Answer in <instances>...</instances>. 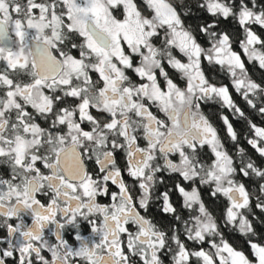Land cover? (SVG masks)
Instances as JSON below:
<instances>
[{
  "label": "snow or ice",
  "instance_id": "obj_1",
  "mask_svg": "<svg viewBox=\"0 0 264 264\" xmlns=\"http://www.w3.org/2000/svg\"><path fill=\"white\" fill-rule=\"evenodd\" d=\"M166 261L264 264V0H0V264Z\"/></svg>",
  "mask_w": 264,
  "mask_h": 264
},
{
  "label": "trees",
  "instance_id": "obj_2",
  "mask_svg": "<svg viewBox=\"0 0 264 264\" xmlns=\"http://www.w3.org/2000/svg\"><path fill=\"white\" fill-rule=\"evenodd\" d=\"M220 78H222V77H220ZM236 99L238 102L241 103V106L243 107L244 105H243V102L240 99V97L237 96ZM254 119H256L257 122H259V117H254ZM217 125H218V127H220L222 129L223 126L221 124H219V122H217ZM234 125L237 128V130L241 133L242 139L248 135L247 126L245 123L234 121ZM241 146L247 148L249 152H253L251 147L249 145H247L246 143H243ZM229 147H231V145H229ZM253 155H256V154L253 152ZM166 264H167V261H166Z\"/></svg>",
  "mask_w": 264,
  "mask_h": 264
},
{
  "label": "flooded vegetation",
  "instance_id": "obj_3",
  "mask_svg": "<svg viewBox=\"0 0 264 264\" xmlns=\"http://www.w3.org/2000/svg\"><path fill=\"white\" fill-rule=\"evenodd\" d=\"M205 112L208 113V112H211V113H215L217 111V108L213 105H208L207 107H205ZM219 122V121H217ZM153 215H155V212H153Z\"/></svg>",
  "mask_w": 264,
  "mask_h": 264
}]
</instances>
